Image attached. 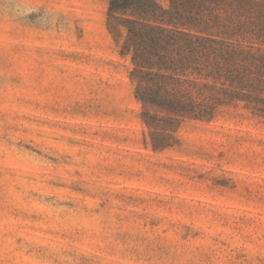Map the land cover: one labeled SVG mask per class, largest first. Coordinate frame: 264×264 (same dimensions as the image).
<instances>
[{
	"label": "rangeland",
	"instance_id": "obj_1",
	"mask_svg": "<svg viewBox=\"0 0 264 264\" xmlns=\"http://www.w3.org/2000/svg\"><path fill=\"white\" fill-rule=\"evenodd\" d=\"M109 2L0 0V264H264V121L153 150Z\"/></svg>",
	"mask_w": 264,
	"mask_h": 264
},
{
	"label": "trees",
	"instance_id": "obj_2",
	"mask_svg": "<svg viewBox=\"0 0 264 264\" xmlns=\"http://www.w3.org/2000/svg\"><path fill=\"white\" fill-rule=\"evenodd\" d=\"M107 26L153 150L178 145L187 120L242 109L264 121V0H110Z\"/></svg>",
	"mask_w": 264,
	"mask_h": 264
}]
</instances>
